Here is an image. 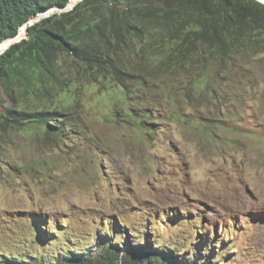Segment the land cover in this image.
I'll return each instance as SVG.
<instances>
[{"label":"rangeland","instance_id":"obj_1","mask_svg":"<svg viewBox=\"0 0 264 264\" xmlns=\"http://www.w3.org/2000/svg\"><path fill=\"white\" fill-rule=\"evenodd\" d=\"M137 44L111 68L65 55L54 83H0L3 106L54 119L0 123V251L94 249L121 238L115 218L129 238L184 240L187 264L199 236L216 264H264V28L225 51L196 42L177 65H160L171 44Z\"/></svg>","mask_w":264,"mask_h":264},{"label":"trees","instance_id":"obj_2","mask_svg":"<svg viewBox=\"0 0 264 264\" xmlns=\"http://www.w3.org/2000/svg\"><path fill=\"white\" fill-rule=\"evenodd\" d=\"M67 2L0 0V41L15 35L31 16ZM73 4L69 11L51 14L28 26L27 38L8 48V43L0 44V53L3 51L0 83L9 95L22 86L28 91L40 78L54 83L59 76L58 61L65 55L85 67L111 68L119 53L137 51L138 40L152 56L164 52V43L171 44L168 58L160 65H177V61L194 50L196 42L225 51L240 42L248 30L264 28V3L258 0H70V5ZM24 32L23 26L19 37ZM144 50L139 49L141 57ZM3 103L0 97V123L45 124L53 128L48 123L54 120L52 114L47 116L42 110H17ZM193 219L202 218L194 216ZM105 222L113 237L120 235V239L111 241L105 234H97L94 249L68 240L57 251L46 254H28L23 249H12L8 254L0 251V264H187L188 260L174 254L181 250L173 247L184 240L156 244L152 236L141 240L133 235L129 238L125 235V224L115 218ZM200 237L196 240L189 237L195 251L201 246V260H192V263L216 264Z\"/></svg>","mask_w":264,"mask_h":264},{"label":"water","instance_id":"obj_3","mask_svg":"<svg viewBox=\"0 0 264 264\" xmlns=\"http://www.w3.org/2000/svg\"><path fill=\"white\" fill-rule=\"evenodd\" d=\"M258 1L264 3V1H261V0H258ZM77 3H75V4H77ZM75 4L70 5V0H68V2L65 5H63V6H60V7L51 6V7H48L46 9L38 12L37 14L31 16L28 20H26L24 22V24L19 28L18 32L15 35L9 36V37L3 39L2 41H0V44H2V43H8L9 44L7 46V48H8L11 44L20 41V39L27 38V36H28V26L34 24L35 22H38L40 19H42L44 17H47V16H49L51 14L69 11V10H71L75 6ZM23 26L25 27L24 35L19 37L20 32H21V28Z\"/></svg>","mask_w":264,"mask_h":264}]
</instances>
